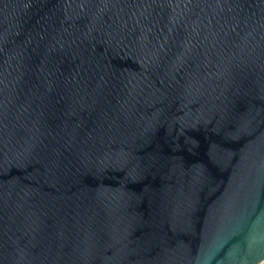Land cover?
<instances>
[{
  "label": "water",
  "instance_id": "obj_1",
  "mask_svg": "<svg viewBox=\"0 0 264 264\" xmlns=\"http://www.w3.org/2000/svg\"><path fill=\"white\" fill-rule=\"evenodd\" d=\"M0 264H264V0H0Z\"/></svg>",
  "mask_w": 264,
  "mask_h": 264
}]
</instances>
